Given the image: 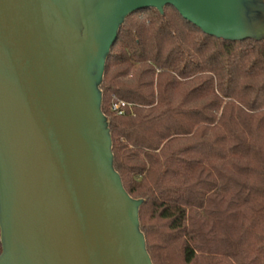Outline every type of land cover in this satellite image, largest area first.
<instances>
[{
    "label": "water",
    "instance_id": "obj_1",
    "mask_svg": "<svg viewBox=\"0 0 264 264\" xmlns=\"http://www.w3.org/2000/svg\"><path fill=\"white\" fill-rule=\"evenodd\" d=\"M168 6L264 41V0H0V264H153L101 87L126 20Z\"/></svg>",
    "mask_w": 264,
    "mask_h": 264
},
{
    "label": "trees",
    "instance_id": "obj_2",
    "mask_svg": "<svg viewBox=\"0 0 264 264\" xmlns=\"http://www.w3.org/2000/svg\"><path fill=\"white\" fill-rule=\"evenodd\" d=\"M101 89L153 264H264V41L149 9L122 26Z\"/></svg>",
    "mask_w": 264,
    "mask_h": 264
},
{
    "label": "built area",
    "instance_id": "obj_3",
    "mask_svg": "<svg viewBox=\"0 0 264 264\" xmlns=\"http://www.w3.org/2000/svg\"><path fill=\"white\" fill-rule=\"evenodd\" d=\"M124 107H125V104L121 103V104L115 106V110H122ZM120 114H122V112H120Z\"/></svg>",
    "mask_w": 264,
    "mask_h": 264
}]
</instances>
